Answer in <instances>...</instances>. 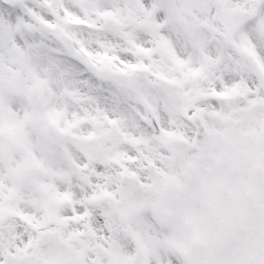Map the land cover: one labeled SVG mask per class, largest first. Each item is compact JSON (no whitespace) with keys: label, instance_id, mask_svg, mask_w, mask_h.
<instances>
[{"label":"snow or ice","instance_id":"1","mask_svg":"<svg viewBox=\"0 0 264 264\" xmlns=\"http://www.w3.org/2000/svg\"><path fill=\"white\" fill-rule=\"evenodd\" d=\"M0 264H264V0H0Z\"/></svg>","mask_w":264,"mask_h":264}]
</instances>
